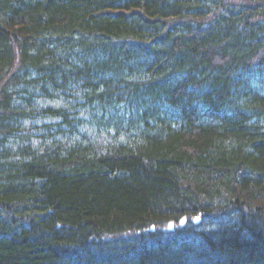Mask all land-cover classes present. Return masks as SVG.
<instances>
[{
	"label": "trees",
	"instance_id": "1",
	"mask_svg": "<svg viewBox=\"0 0 264 264\" xmlns=\"http://www.w3.org/2000/svg\"><path fill=\"white\" fill-rule=\"evenodd\" d=\"M0 264H264V0H0Z\"/></svg>",
	"mask_w": 264,
	"mask_h": 264
},
{
	"label": "water",
	"instance_id": "2",
	"mask_svg": "<svg viewBox=\"0 0 264 264\" xmlns=\"http://www.w3.org/2000/svg\"><path fill=\"white\" fill-rule=\"evenodd\" d=\"M184 220H185V218H183V219L181 220V224L184 223ZM195 221H196V220H195ZM173 225H174V222H170L169 225H168V228L171 230V229L173 228Z\"/></svg>",
	"mask_w": 264,
	"mask_h": 264
}]
</instances>
